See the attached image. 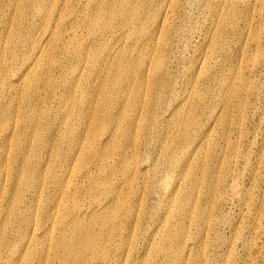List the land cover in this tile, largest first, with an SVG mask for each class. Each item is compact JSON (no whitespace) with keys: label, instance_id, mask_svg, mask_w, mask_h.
<instances>
[{"label":"bare ground","instance_id":"obj_1","mask_svg":"<svg viewBox=\"0 0 264 264\" xmlns=\"http://www.w3.org/2000/svg\"><path fill=\"white\" fill-rule=\"evenodd\" d=\"M146 1L147 0H15L13 11L12 13L10 12L11 16H8L9 19L7 17L9 23H6L4 19V22L8 25V31L0 35V264H35L34 261L39 258L38 256L41 254L38 251L40 247L41 250L42 248L46 250L47 247L49 248V250L47 249L48 251L53 249L52 252L54 251L56 253L55 258L59 257L62 260V264H202L203 256L201 253L203 251L198 257H194L195 259L192 258V252L197 248L193 249L192 244L188 245L187 241L189 240L188 238L187 240L185 239L188 231L184 234L182 231L183 228L181 230V227H179L181 231L176 228V223L171 221L172 214H168L169 210L165 211V213L168 214L166 215L167 222L171 226L164 229L162 232V244L160 242L157 245L152 244L153 246L150 247L147 255L144 253L146 257L142 254L143 257L141 259L135 258L134 255V249H136L139 239L141 237L144 238V241L149 239V237L147 238L148 233L143 231L146 226V206L143 203L144 195L142 197L140 196L141 200H139V202L138 194H136V192L135 194L130 193L134 187L133 184L135 180H137V174L140 173H137V157H140V148H142L140 139L142 142L147 141L146 144H149L150 141L155 138L152 132V130L154 131V126L158 125L162 118H166L167 114L175 115L180 110H175L171 104L165 102L166 91L172 87L168 72L170 69L166 63V56L170 52L172 46L169 44L167 45L164 41L172 32V26L168 27L169 24H172L169 19L171 15L169 17L166 10V13L163 11L165 8H156V13L153 14L151 18L145 19L144 14L146 11L144 7ZM171 4L172 2L170 6ZM149 6L150 5H148V7ZM231 13L236 14V8L231 10ZM0 14H2V12ZM2 18L3 17H1L0 20H2ZM147 23L151 24V28H153L151 31H149L150 29L147 30ZM121 28H123L124 33L119 38V42H125L131 39V35L128 34L129 31L140 33L146 38V40L141 43L145 50H142V53L139 55L140 57L126 56V58L123 59L122 56L116 58H114L115 56H110L112 59L101 58L99 52L106 48L104 35L109 34L111 29ZM221 33L222 32H220V34ZM156 34L159 35L157 41L154 42L152 46H149V44L154 41L155 36H157ZM222 37L221 39L224 38ZM215 45L216 47L212 49L214 54L218 53L219 50L217 47H219L220 44L217 41ZM132 47L133 46H131V48ZM118 51L119 49L115 51L116 55L119 54ZM261 53L260 51V54ZM21 59L23 63L21 67L18 66L19 72L9 76L7 70L9 68L13 69L18 65L17 62ZM256 61H258V59H256ZM254 63L256 62L254 61ZM206 65L205 67L202 65L200 70L207 68ZM94 71L96 72L95 74L97 77L95 78H97V82L95 85H91L92 82L90 83V79L93 78L92 75ZM231 71L229 72L232 73L233 71ZM240 74L241 73L234 78L236 79L235 82L233 81L232 83L231 81L232 85L229 83L231 86L229 90H226L229 76H225L224 82H222V89L228 92L227 94L224 92L226 94L225 102L228 104L234 101L236 96L242 95L246 81L245 75ZM197 81H195V83ZM252 85L255 84L252 83ZM218 91L220 90L218 89ZM203 93H196L195 96L197 100L193 101L192 104L187 103L184 107V111L182 110L184 113H182L177 121L178 124L176 123L178 125V127L176 126L178 128L177 134L174 137L172 136V138L169 137L166 141V145L164 144L168 157V168L183 169L178 181L176 179L172 184H170L171 182H165L166 185L163 184L165 185V191L168 194L176 193L174 201L171 202L178 205V208H180L182 212L181 215L188 216L186 215L188 214V208L194 211V221H196L198 225L201 223L204 224V226L201 225L202 230H199V233L206 230L205 227L210 229V226H212L211 229H215L212 224L213 219L211 220L214 215L212 210L207 209L208 212L205 211L206 209L203 208L199 201H193V192H199L198 194H201L202 192L204 193L203 190L205 189L207 193H212L214 196L218 197L215 198L217 203H221V200L225 202L229 200L224 198L225 194L231 196L239 189V183L234 177L233 183L229 182L233 165L227 162L228 158L223 160L221 157L222 159L220 160L222 162L219 161V168L216 173L213 174L211 173L213 172L211 161H208L209 156L206 157L207 155L205 156V153H202V149H198L200 145L196 150L188 149V142L191 141L190 139H194L193 136L196 137V135L191 133V127L199 124V117L204 113L205 98L203 99ZM248 95L247 100H249ZM190 99L194 100V94L193 96L191 94ZM55 100L59 103L58 109H61L63 117L62 120L60 119V127L57 126L59 127V133L57 132L59 138L53 143V139L52 141L49 140V135L53 128V122L51 121L54 118L49 121L50 115L47 118V109L52 106L51 102ZM210 101L211 99L209 102ZM230 110L231 109H229V111ZM214 111L216 112L217 110ZM99 117L100 119L97 121H102L105 124L115 122L113 124L116 128H114L116 134L113 133V135L111 133V135H113L114 145L109 143L110 146H113L109 147V145H107L108 147H104L106 150L102 153L101 148L103 147L100 145V148L99 143L98 145L96 144L97 135L95 136L92 132V123L91 125L89 123L88 126L84 125L86 130L82 132L85 133L83 137L77 135L73 123L74 118H78L80 121L85 120L84 118H90L89 120L94 122L95 120L93 121L92 118L97 119ZM170 118L172 117L170 116ZM222 118L223 117H221V119ZM97 121H95L94 124L97 123ZM94 124L93 126H96ZM168 125L166 124V126ZM169 127L170 126H168V128ZM104 129L106 130V128ZM111 138L112 137H109L108 139ZM162 139L164 140V138ZM230 141L232 140L230 139ZM109 142L111 141L109 140ZM106 144H108V141ZM224 147H226V145ZM224 149L225 148H223V150ZM145 151L144 149V152ZM211 151L213 153L216 152L215 146ZM76 153V162L74 161L75 164H72L73 167L71 168L72 165H68L71 162H69V160H73ZM163 156L165 157V155ZM163 156H161V158ZM182 157L184 159H182ZM158 158L160 157L158 156ZM194 159H196L195 165L193 163ZM218 160L219 159H217V162ZM158 163L160 162L158 161ZM156 165L158 166L157 163ZM196 166L201 172L200 176L191 173ZM84 167L86 169H84ZM92 167L96 168L98 172L91 171ZM116 170L118 173L120 172L119 177L117 178L116 176L118 179L117 182H122L123 184L121 186L119 185L120 187L114 185V179L112 178ZM198 171L196 172L197 174ZM155 175L156 174H154V176ZM169 176L171 178V175ZM165 177L167 178V176ZM81 179H84L83 181L86 183V186L83 184L84 189H79L77 186L78 181ZM125 187H127L129 191H124ZM55 189L56 192L59 190L57 196L54 194L56 197L52 196V191L54 192ZM142 194L144 193H141V195ZM197 197L195 198L196 200L198 199ZM45 198L48 200L52 199L51 202H53L54 208H56L55 210L58 212L51 218L50 223L52 224L50 225H54L55 227L58 220L59 225L62 227L59 237L55 235L58 237V240L60 239L59 241L55 239L54 241L49 238L51 234L48 229L49 236L45 234L46 232H43L48 239L45 240V243H43V240L39 241L40 238L37 231L40 229L38 227L39 219H41L40 212L42 213L45 209H43L41 203H43L42 201ZM210 199L212 201V198ZM210 199L207 201H210ZM206 204L208 205L207 202ZM50 209L52 208L50 207ZM165 209L166 208H164V210ZM52 213L50 212L51 215H53ZM42 214L44 215V212ZM217 216L216 214V217ZM49 217L47 218L49 219ZM185 222L187 223V221ZM161 223L163 222L161 221ZM187 224V226H189V223ZM44 225L45 224H43V227ZM54 227L53 229H55ZM45 228H47V226ZM129 228L131 229V233ZM186 229L188 230V228ZM125 230H127L129 234L126 235ZM199 233L197 232V234ZM40 236L42 237L41 233ZM201 238H203V236ZM235 239L236 238H234V240ZM230 244H232V242ZM187 252L189 253L187 254ZM203 254L205 255V253ZM49 259V257L45 258L44 264H52V260ZM39 261L40 259L38 262Z\"/></svg>","mask_w":264,"mask_h":264},{"label":"rangeland","instance_id":"obj_2","mask_svg":"<svg viewBox=\"0 0 264 264\" xmlns=\"http://www.w3.org/2000/svg\"><path fill=\"white\" fill-rule=\"evenodd\" d=\"M11 1L10 0H8V1L7 0H0V7H1L0 13L2 12V14H0V18L3 17L2 20H0V35L5 34L8 31V25L6 23H9L8 22V19H9L8 16L9 15L11 16V13L13 11L12 10L13 4H14L15 0L14 1L11 0ZM148 1H150V2H148ZM171 2H172V4L170 6ZM175 4H177V5H175ZM148 5H150V6L148 7ZM166 5H167V7H166ZM3 6H5V7H3ZM156 8H160V9L165 8L163 11L165 12V10H166V12L169 14V17L171 15V17L169 19H170V22L172 24H169L168 27L172 26V29H171L172 32H171L170 36H167L166 40L164 39V41H165V43H167V45L169 44L170 46H172L170 52L167 54L168 57L166 56V63L168 65V68L170 69V70H168V72H169V76H170V79L172 82V87H170L166 91L165 102H167V104H171L175 110H177V111L179 109L180 110L175 115L167 114V116H169V117L166 116V118H162L160 123L158 125L154 126V131L152 130V132H153L155 138L152 139L149 144H146L147 141L142 142V140L140 139V145L142 148H140L141 149V155H140L141 158L140 157H137L138 159L136 158L137 159V165H138V170H137L138 172L137 173H139V172L141 173V171H142L143 174L142 173L137 174L138 175L137 176L138 181L135 180L136 183L134 182V184H133L134 187L130 193L135 194V192H136V194H138L137 195L138 201L141 200V197L144 195L143 196V203L146 206V226L144 228L145 230H143V231H146L148 233L147 238L149 237V239L146 241L143 240L144 239L143 237H141L139 239L137 246H136V249H134L135 258L141 259L143 257V255H144V257H146L147 253L149 252L150 247H152L153 245H157L159 242L161 243L162 232L164 231V229H167L171 226L168 224L167 216H166L170 213V214H172L171 221L176 223V228L179 229V227H181L180 228L181 230L183 228L182 231L184 232V234H186L187 233L186 231H188V233H189V234L187 233L188 237L185 236V239L187 240V238H188V240H189V241H187L188 245L192 244L193 247L192 246H190V247H192L193 249L197 248V249L193 250L195 253L192 252V255H193L192 258L195 259L203 251L201 253V255L203 256L202 264H264V152H263V150H264V0H231V1L230 0H227V1L226 0H147L145 7H144V10L146 11L144 14L145 19L151 18V16L156 13V10H157ZM235 8H236L237 13L236 14L231 13V10H234ZM172 10L174 11V13ZM1 15H4V16H1ZM7 17H8V19H7ZM4 19H5L6 23L4 22ZM249 20H250V22H249ZM174 22H175V24H174ZM248 23H250V24H248ZM218 26H219V29H218ZM5 27L7 28V30ZM151 29H153V28H151V24L147 23V30L151 31ZM243 30H244V32H243ZM1 31H2V33H1ZM111 32L109 34L104 35L106 48H105V50H101V52H99V56L101 58L104 57V58L112 59L111 57H114V56H115L114 58L122 56L123 59H125L126 56L138 57L140 55V53H142V50L143 51L145 50L144 46L141 43H143L144 40H146V38L143 37V35H141L140 33H134L133 31L132 32L129 31L128 34L131 35L130 36L131 39L128 41H125V42L123 41L124 42L123 43V42H119V38L124 33L123 28L113 29V30L111 29ZM220 32H222L221 33L222 35L220 34ZM23 34H24V32H23ZM125 34H126V32H125ZM158 34H156L157 35V36H155L156 39L154 38V41H152L151 42L152 44L150 43L149 46H152L154 44V42L157 41V38L159 36ZM221 37L223 39H221ZM245 39H247V40H245ZM164 41H163V43H164ZM217 41L220 44V46L217 47V49L219 51H218V53L214 54L212 49H214L216 47L215 43L217 44ZM223 41H224V43H223ZM220 42L223 44H221ZM112 44L113 45L115 44L116 47H115V45L113 46ZM120 45H122V46H120ZM130 45L133 46L132 47L133 49L131 48ZM135 45H136V47H135ZM221 46H222V48L220 49ZM112 47H113V49H112ZM118 49L120 52L124 51L123 52L124 54L122 52L120 53L118 51L119 54L116 55L115 51ZM128 49H129V52H128ZM130 51H132V52H130ZM260 51L262 52L261 54H260ZM239 52H241V53H239ZM258 53H259V55H258ZM251 57H252V59H251ZM256 59H258L259 62L256 61ZM254 61L256 63H254ZM17 63H18V65L15 66L17 68L14 67L13 69L9 68L8 69L9 71L7 70V73L9 72L8 73L9 76L10 75L12 76V74L13 75L17 74L19 72L18 66L21 67L23 60L21 59ZM206 64H208V65H206ZM230 64H231V66H230ZM202 65L204 67L206 65L207 68H205V69L203 68V69H201L202 70L201 71L200 67ZM239 65H240V67H239ZM197 69H198V71H197ZM206 69H208V70H206ZM209 70H211V71H209ZM229 71H231L232 73H230ZM95 73L96 72L94 71L93 75H92L93 78L90 79V83L92 82L91 85H95V83L97 82V78H95L97 76ZM201 73H203V74H201ZM239 73H241L242 75L243 74L245 75V81H246L245 87L242 91V95L236 96L234 101H232L228 104L227 102H225L226 101L225 96L228 93L226 90L231 89V86L229 85V83L232 85L233 81L234 82L236 81V79H234V78H236L239 75ZM230 74H233L235 77L233 75H230ZM171 75H172V77H171ZM190 75H191V77H190ZM225 76H227V77L229 76L228 82L226 84V87H227L226 90L222 89V82H224ZM222 79H223V81H222ZM252 80H254V81H252ZM195 81H197V82L195 83ZM231 81H232V83H231ZM252 83H254L255 85H252ZM189 84L191 87L189 86ZM247 85H249L254 91ZM193 86H195V87H193ZM193 88H194V90H193ZM198 88H200V89H198ZM218 89L220 91H218ZM248 90H250V91H248ZM191 91H192V93H191ZM217 91H218V93H217ZM198 92H201V93L204 92L202 95L203 99L205 98L204 99V102H205L204 103V113H202L201 116L199 117V121H200L199 124H196L193 127H191L192 130H190V131L193 135H196V137L193 136L194 139H190L191 141H189L187 144V146L189 145L188 149L189 150H194V149L196 150V148L200 145L198 149L199 150L202 149L201 151L203 154L205 153V156L207 155L206 157L209 156L208 161L209 162L211 161L210 163H211L212 169H213V172H211V173H213V174L216 173V171L219 168L220 162H222L220 159L223 158V160H225V158L226 159L228 158L227 162L231 163V165H233V168H232L233 172L232 171L230 172L231 176L229 177V182L233 183V181H234L233 179L235 178L237 180V182L239 183L238 184L239 189L237 190V192L231 196L228 194L227 195L225 194L224 198L229 199V200H227L226 202L224 200H221V203H217L215 198H218V197L214 196L212 193L211 194L213 196L210 193H207L204 188H203L204 193L202 192L201 194H198L199 192L198 193L193 192V195H192L193 199H194L193 201H199L200 204L203 206V208L206 209L205 211L208 212V210H212V213L214 215L213 218H211V220L212 219L214 220V221L212 220V224L214 225L215 229L212 230L211 229L212 226H210V229L205 227L206 230H204L205 232L203 231L204 233H207V234L209 232V234H208L209 236L207 234H204L202 231L199 233V230H202L201 225L204 226V224L201 223L198 225L196 223V221H194L195 220L194 215H193L194 211L190 210V208H188L187 209L188 214H186L188 216H183V214L181 215L182 212L180 211V208H178V205L174 202H171V201H174V197L176 196V193H174V194L169 193L168 194L165 191V185H166L165 182L166 183L171 182L170 184H172L176 181V179L178 181L179 178L181 177L180 175L182 174L183 169L182 168H177V169L168 168V157H167V152L164 148L165 147L164 144L166 145V141L169 139V137L172 138V136L174 137L177 134V131H178V128H177L178 122L177 121H178L179 117L182 115V113H184L183 112L185 109L184 107L187 105V103L192 104L193 101L197 100L195 95H196V93L198 94ZM191 94H192V96L194 94V100H191L193 98L190 99ZM247 95H248L249 100H247ZM209 98L211 99L210 102H209V100H210ZM186 99H188V100H186ZM223 101H224V103H223ZM183 102H184V105H183ZM180 103H181V105H180ZM259 103H260V105H259ZM51 105L52 106L55 105V106L54 107L50 106L47 109V118L49 115H50L49 121H51V119L54 118L51 121V122H53L52 123L53 128H52V131L49 135V138H50L49 140L52 141V139H53L52 142L54 143L55 140H57V138H59L57 132L59 133L58 130H59V127L61 125V120H62L63 115L61 113V109H58L59 103H57V100H55L54 102H51ZM233 106H234V108H233ZM241 107H242V109H241ZM228 108L231 109L230 110L231 112L229 111ZM240 109H241V111H240ZM214 110H217V111L215 112ZM229 112H230V114H229ZM221 113H222V115H221ZM170 116L172 118H170ZM221 117H223V118L221 119ZM169 118L170 119L175 118V119L169 121L170 120ZM84 119L85 120L80 121L78 118L77 119L74 118V121H73V123L75 125V126L73 125L74 130L76 131V133L79 137L84 136L85 133H82V132H85V130H86V128H84V127L88 126L89 123H90V125L92 123V127H93L92 132H93V134H95V136L97 135V137H96L97 143L96 144L98 145V143H99V146L101 145L103 147V148H101V146H100V148L102 150L101 153L104 150H106L104 147H108L107 145H109V147H112L114 145L113 135L116 134V130H115L116 128H115L113 123H115V122L110 123V124H105L102 121H97L98 119H100V117H99L97 119L92 118L93 121L94 120L97 121V123L94 124L95 121L94 122L90 121L89 120L90 118H84ZM93 124L96 126H93ZM98 124H100V125L103 124V125L100 126ZM166 124L167 125L169 124L168 126H170L172 129L170 127L168 128V126H166ZM211 125H214V126H211ZM57 126H59V127H57ZM95 127H97V128H95ZM98 128H99V130H98ZM104 128H106V130ZM108 128H109V130H108ZM174 128H176V129H174ZM82 129H83V131H82ZM111 129H114V130L110 131ZM209 129H211V130H209ZM196 131H197V133H196ZM166 132H167V134H166ZM99 133L100 134L102 133L101 136ZM111 133L112 134L114 133V134L111 135ZM223 134L225 137L223 136ZM208 135H209V137H208ZM109 137H112V138L108 139ZM165 137H167V138H165ZM227 137H229V138H227ZM97 138L100 140H98ZM162 138H164V140ZM230 139L232 141H230ZM106 140L108 141V144H106V142H107ZM109 140L111 142H109ZM100 141H102V142H100ZM202 141H204V142H202ZM239 141H240V143H239ZM104 142H105V144H104ZM160 142L162 143V145ZM228 142H229V144H228ZM109 143L113 144V145L110 146ZM215 143H216V145H215ZM225 145H226V147H224ZM201 146H203V147H201ZM214 146L216 149L215 153H213L211 151V149ZM229 147H230V149H229ZM223 148H225L224 150H227V151H224ZM144 149L146 150L145 152H144ZM160 150H162V151H160ZM206 152H208V153H206ZM143 153H145V154H143ZM160 154H161V156L165 155V157L163 156L161 158ZM158 156L161 159L158 158ZM75 157L77 158V153L74 156L75 160L74 159L69 160V162L71 161L68 164L69 166H71L72 164L73 165L75 164V162H76ZM182 159H184V158L182 157ZM217 159H219L218 162H217ZM195 160L196 159H194V161ZM158 161L160 163H158ZM194 161H193V163L195 165L196 161L195 162ZM215 162H216V164H215ZM156 163L158 164V166L156 165ZM160 164H162V165H160ZM73 165L71 166V168L73 167ZM154 165H155V167H154ZM84 169H86V168L84 167ZM91 169H92L91 171L98 172V170L96 168L92 167ZM194 169L196 170L197 166ZM194 169L191 171V173H194V174L200 176L201 175L200 170L197 169L195 171ZM197 171H198V174L196 173ZM116 172H114V175L112 176V178L114 180L113 179L112 180H113L114 185L116 187H120L121 185H123L122 182H117V180H118L117 178L119 177L120 172L118 173L117 170H116ZM154 174H156V175L154 176ZM145 175H148V176H145ZM169 175H171V178ZM116 176H117V178H116ZM165 176H167V178ZM168 176H169V179H168ZM170 179H171V181H170ZM83 180L84 179H81L78 181L77 186L79 189H84L83 184L85 185L86 183ZM143 181H145L146 184ZM163 184H165V185H163ZM137 185H138L139 189L137 188ZM124 191H129V189L127 187H125ZM246 191H247V193H246ZM57 192H56V189L54 190V192L52 191V196L56 197L57 194H59V190H57ZM139 192L144 193V194L141 195V193H139ZM54 194H56V196ZM196 197L198 198L197 200L195 199ZM208 198L209 199L212 198V201L214 202V200H215V202L213 203L211 201V199H210V201H207V200H209ZM51 200L50 199L48 200L45 198L42 201L43 203H41L43 209L44 208L45 209L43 210L44 215L42 214L43 212L42 213L40 212L41 219H39L40 221L38 224V227L40 229H38L37 233H39L38 234V236L40 238L39 241L43 240V243H45V240L48 239V237L45 234H47L48 236L51 234L49 237L50 239H52V240L55 239V240L59 241L60 239L58 240V237L61 234V230H62V227L59 225L58 220L56 222L57 224L55 225V227H54V225H50V224H52V223H50L51 218H53L54 215H56L58 213L57 210H55L56 208H54L55 206H54L53 202H51ZM206 202L208 203V205L206 204ZM210 202H212V203H210ZM172 203H174V204H172ZM51 205H53V206H51ZM49 206L53 210L50 209ZM208 206H210V207H208ZM164 208H166V209L164 210ZM172 208L173 209L175 208V209L173 210ZM168 210L172 211V212H169ZM165 211H168V214L165 213ZM50 212L51 213L53 212L52 213L53 215H51ZM176 212H177V214H176ZM215 212H217V213H215ZM216 214L218 215L217 217H216ZM43 216H44V218H43ZM47 217H49V219ZM189 220H190V222L191 221L192 222L190 223ZM150 221H151V223H150ZM161 221L163 223H161ZM185 221H187V223H189V226H187L188 224ZM41 224H42V226H41ZM43 224H45L44 227H43ZM150 224H151V226H150ZM158 225H159V227H158ZM46 226H47V228H45ZM53 227L55 229H53ZM186 228H188V230ZM47 229L49 230L50 234H49ZM44 230H46V231H44ZM43 232H46V233L44 234ZM197 232L199 234H197ZM40 233H41L43 238L40 236ZM130 233H131V229H130ZM215 233L218 236H216ZM125 234L126 235L129 234L127 230H125ZM55 235H57L58 237H56ZM202 236H203V238H201ZM154 237H157V238H154ZM234 238H236V239L234 240ZM10 239H12V238H10ZM201 239H202V241H201ZM209 239H211V240H209ZM203 241H206V242H203ZM231 242H232V244H230ZM147 243H150V244H147ZM154 243H156V244H154ZM198 243H199V245H198ZM205 243H206V246H205ZM202 245L205 247H203ZM147 248H148V250H147ZM205 248H206V250H205ZM47 249L49 250L48 247H47ZM47 249L45 250V248H42V250H41V247L38 248V251L41 254H39L40 255V256H38L39 258H37L34 261L35 264L40 263V261H41L40 264H44L45 263L44 260L47 257L50 258L49 260H52L51 261V262H53L52 264H59V262H60V264H62V260L59 257L55 258L56 253L54 251H53L54 253L52 252L53 249L51 251H48ZM198 249L200 250V252ZM135 251H136V253H135ZM228 251H230V252H228ZM144 253H146V255ZM188 253L189 252H187V254ZM203 253H205V255ZM137 255H138V257H137ZM39 259H40V261L38 262ZM53 259L56 263L53 261ZM223 261H225V262H223Z\"/></svg>","mask_w":264,"mask_h":264}]
</instances>
